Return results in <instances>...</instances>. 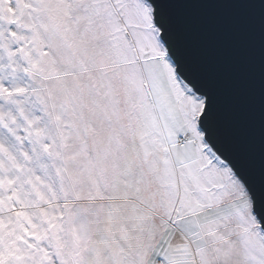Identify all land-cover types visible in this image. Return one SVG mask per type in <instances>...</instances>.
I'll return each instance as SVG.
<instances>
[{"label":"snow or ice","instance_id":"obj_1","mask_svg":"<svg viewBox=\"0 0 264 264\" xmlns=\"http://www.w3.org/2000/svg\"><path fill=\"white\" fill-rule=\"evenodd\" d=\"M0 264H264V0H0Z\"/></svg>","mask_w":264,"mask_h":264}]
</instances>
